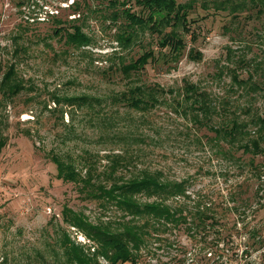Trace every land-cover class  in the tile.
I'll return each mask as SVG.
<instances>
[{
	"label": "rangeland",
	"instance_id": "1",
	"mask_svg": "<svg viewBox=\"0 0 264 264\" xmlns=\"http://www.w3.org/2000/svg\"><path fill=\"white\" fill-rule=\"evenodd\" d=\"M77 1L78 12L74 0H0V80L14 63L25 83L0 105V137H7L0 154V264H71L59 240L65 232L96 248L63 221L66 205L93 222L123 217L114 204L104 206L59 178L52 154L83 176L91 170L109 182L114 159L115 177L148 169L162 171L165 181H184L186 192L165 202L186 220L148 227L134 264H264V6L231 0L237 4L231 11L216 0H178L196 6L183 56L126 75L121 65L156 35L123 45L125 20L114 19L108 0ZM75 16L91 37L80 48L56 33ZM136 85L153 88L154 106L114 98ZM83 95L82 105L66 100Z\"/></svg>",
	"mask_w": 264,
	"mask_h": 264
},
{
	"label": "trees",
	"instance_id": "2",
	"mask_svg": "<svg viewBox=\"0 0 264 264\" xmlns=\"http://www.w3.org/2000/svg\"><path fill=\"white\" fill-rule=\"evenodd\" d=\"M130 1H134V5L129 4ZM254 1L259 4L260 8L264 6V0ZM108 2V5L114 8L112 14L114 19L124 18L125 20L118 33V40L123 45L143 42L142 37L146 33L156 35L153 37L155 40L151 46L144 47L138 58L121 65V70L126 75L139 72L150 62H159L160 59H164V62L168 64L180 60L187 46L185 35L191 30L189 16L195 10V1L187 3L178 0H108ZM255 2L253 3L255 4ZM214 5L222 9H231V11L237 9V4L232 3L231 0H216ZM70 6L77 12L80 10L77 0H74ZM79 17L75 16L69 24L56 31L65 39L66 44L78 48L88 45L91 41V37L83 31L82 25L75 23ZM57 22L63 23L64 21L57 19ZM155 44L158 46V51L154 47ZM16 74V65L12 63L2 75L0 105L5 99L13 98L24 89L25 83ZM154 93L153 88L149 92L146 87L136 85L114 98L124 100L131 107L147 108L154 106L157 102ZM87 99L88 97L84 95L66 98L68 102L78 101L79 105L87 102ZM194 99L195 101L200 100L199 96ZM237 124L239 123L234 122L235 129L231 132L236 130ZM227 136L235 138L232 133ZM6 144L7 137H0V154ZM240 148L250 151V147L247 145H240ZM51 159L56 164L59 178L78 183L80 189L89 198L99 199L104 206L114 204L119 211L123 212V217L119 220L114 219L105 221V223L104 221L93 222L85 213L77 212L66 205L62 209L63 221L77 227L90 240L97 243V247L92 250V247L87 243L75 242L65 232L59 240L63 247V255L71 264H105L100 262V256L106 259V264H125L127 262L134 264L140 248L150 233L148 227L152 226L157 229L156 224L179 223L186 220L185 216L179 214L181 209H173L165 202L171 196H178L186 192L184 181H165L163 172L160 170L144 169L138 175L115 177L119 167L117 164L120 162H116L117 160L114 159L113 168L108 173L113 176L109 182L96 178L91 170H88L85 176L81 175L74 163L65 161L58 154H52ZM139 194H144L148 199L153 197V199L142 203L138 199ZM197 213L203 219V211ZM139 220H143V222Z\"/></svg>",
	"mask_w": 264,
	"mask_h": 264
},
{
	"label": "built area",
	"instance_id": "3",
	"mask_svg": "<svg viewBox=\"0 0 264 264\" xmlns=\"http://www.w3.org/2000/svg\"><path fill=\"white\" fill-rule=\"evenodd\" d=\"M54 13V12H53ZM44 20H45V18H44ZM75 228V227H74ZM79 239L81 240V241H84L85 240V238L84 237H82L81 235L79 236Z\"/></svg>",
	"mask_w": 264,
	"mask_h": 264
}]
</instances>
